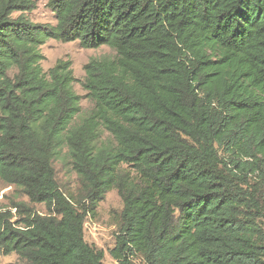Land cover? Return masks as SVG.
Instances as JSON below:
<instances>
[{"label": "trees", "instance_id": "obj_1", "mask_svg": "<svg viewBox=\"0 0 264 264\" xmlns=\"http://www.w3.org/2000/svg\"><path fill=\"white\" fill-rule=\"evenodd\" d=\"M48 5L55 26L0 0V181L28 199L0 212V253L105 264L85 224L116 189L113 264H264V0ZM49 39L114 51L84 65L78 120L71 63L42 66Z\"/></svg>", "mask_w": 264, "mask_h": 264}, {"label": "rangeland", "instance_id": "obj_2", "mask_svg": "<svg viewBox=\"0 0 264 264\" xmlns=\"http://www.w3.org/2000/svg\"><path fill=\"white\" fill-rule=\"evenodd\" d=\"M35 1V8L27 13L28 17L39 24H48L55 26L57 24L56 17L48 5V0H33ZM45 59L42 62L44 70H49L57 62H70L74 75L77 79L75 83V90L78 94L83 96L82 112L80 116L91 109L92 102L86 98V91L83 90L81 81L84 80L85 70L84 65L93 57H101L104 55H113L114 51L108 46H101L99 48H84L78 41L62 42L56 39H49L42 47ZM55 167L57 171L58 181L63 187L75 189L77 187V178L71 172L70 167L62 162L56 161ZM15 188L6 186L0 181V212L4 213L7 210L16 212L11 207L12 203L18 200L28 201L27 197L19 195ZM123 208V201L116 189L109 191L105 199L99 204L96 214L88 218L85 224V238L93 245L102 249L105 252V264L115 263L110 255V249L114 247L115 237L118 231V215ZM38 210L44 212L45 206L38 205ZM17 218H14L16 220ZM0 264H20L16 253L4 254L0 253Z\"/></svg>", "mask_w": 264, "mask_h": 264}]
</instances>
